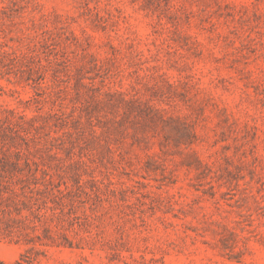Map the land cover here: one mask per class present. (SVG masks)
<instances>
[{"label": "rangeland", "instance_id": "obj_1", "mask_svg": "<svg viewBox=\"0 0 264 264\" xmlns=\"http://www.w3.org/2000/svg\"><path fill=\"white\" fill-rule=\"evenodd\" d=\"M0 264H264V0H0Z\"/></svg>", "mask_w": 264, "mask_h": 264}]
</instances>
